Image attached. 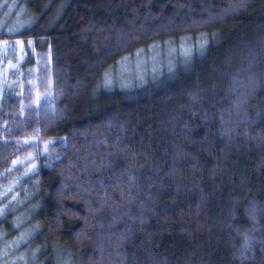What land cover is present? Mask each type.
Segmentation results:
<instances>
[{"label": "trees", "instance_id": "obj_1", "mask_svg": "<svg viewBox=\"0 0 264 264\" xmlns=\"http://www.w3.org/2000/svg\"><path fill=\"white\" fill-rule=\"evenodd\" d=\"M21 4L0 208L31 192L33 263L264 264V0Z\"/></svg>", "mask_w": 264, "mask_h": 264}, {"label": "rangeland", "instance_id": "obj_2", "mask_svg": "<svg viewBox=\"0 0 264 264\" xmlns=\"http://www.w3.org/2000/svg\"><path fill=\"white\" fill-rule=\"evenodd\" d=\"M33 22L34 19L28 14L27 5L21 4V0H0V35L19 34L25 29H30ZM29 47H31V44H29ZM25 48L27 46L22 44V42L13 44L9 42L0 43V97L6 89L13 90L15 87V71L23 59ZM50 52L47 53L48 56H46L44 63L50 65L48 71L53 73L55 69L52 64V55H49ZM141 63L142 60H138L137 64L132 68L136 66V71L139 70L143 75L144 68H141ZM48 84L50 85V82L46 84L47 87ZM39 90L44 92L45 89ZM39 90H37V93H40ZM22 116L25 117V113H22ZM8 126L10 132H14L19 128L12 122ZM17 184L18 181L15 180L13 184H9L8 187L0 191V202L12 195ZM32 198L31 192L26 190L0 208V220H3L9 213L15 214L8 224L0 228V264H34L33 262L40 255L39 250L30 254L29 247L21 249L38 229V227H28L29 218L35 210V207L30 208L29 206ZM13 231H18V233L12 238H8Z\"/></svg>", "mask_w": 264, "mask_h": 264}]
</instances>
